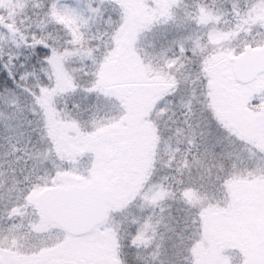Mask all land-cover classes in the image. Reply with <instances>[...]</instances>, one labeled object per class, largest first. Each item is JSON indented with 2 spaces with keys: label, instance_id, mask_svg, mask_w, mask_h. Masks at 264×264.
<instances>
[{
  "label": "snow or ice",
  "instance_id": "snow-or-ice-1",
  "mask_svg": "<svg viewBox=\"0 0 264 264\" xmlns=\"http://www.w3.org/2000/svg\"><path fill=\"white\" fill-rule=\"evenodd\" d=\"M0 264H264V0H0Z\"/></svg>",
  "mask_w": 264,
  "mask_h": 264
}]
</instances>
